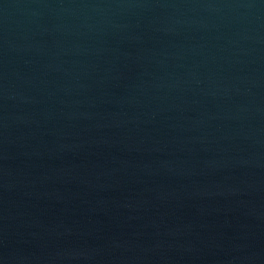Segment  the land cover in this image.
<instances>
[{
    "label": "water",
    "instance_id": "1",
    "mask_svg": "<svg viewBox=\"0 0 264 264\" xmlns=\"http://www.w3.org/2000/svg\"><path fill=\"white\" fill-rule=\"evenodd\" d=\"M0 264H264V0H0Z\"/></svg>",
    "mask_w": 264,
    "mask_h": 264
}]
</instances>
